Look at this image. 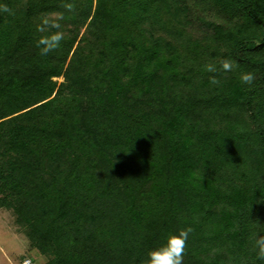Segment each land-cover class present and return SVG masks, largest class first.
Segmentation results:
<instances>
[{
    "label": "trees",
    "instance_id": "1",
    "mask_svg": "<svg viewBox=\"0 0 264 264\" xmlns=\"http://www.w3.org/2000/svg\"><path fill=\"white\" fill-rule=\"evenodd\" d=\"M0 207L40 264H264V0H0Z\"/></svg>",
    "mask_w": 264,
    "mask_h": 264
},
{
    "label": "rangeland",
    "instance_id": "2",
    "mask_svg": "<svg viewBox=\"0 0 264 264\" xmlns=\"http://www.w3.org/2000/svg\"><path fill=\"white\" fill-rule=\"evenodd\" d=\"M54 78L63 80L62 75ZM26 257L31 258V264L46 260L36 248L29 247L27 236L16 223L12 210L0 207V264H23Z\"/></svg>",
    "mask_w": 264,
    "mask_h": 264
},
{
    "label": "clouds",
    "instance_id": "3",
    "mask_svg": "<svg viewBox=\"0 0 264 264\" xmlns=\"http://www.w3.org/2000/svg\"><path fill=\"white\" fill-rule=\"evenodd\" d=\"M55 26V25H53ZM61 39L59 32L51 33L47 37H42L37 41L38 45L42 44L44 47L41 51L46 52L49 48L55 47L56 43ZM225 69L230 67L229 63L223 64ZM252 74L243 73L240 76L241 81L248 83L252 80ZM191 229L179 230L175 233H170L166 237V241L158 247L150 249L147 253V264H181L182 252L184 250L185 240L188 232ZM259 255L264 256V243L260 244Z\"/></svg>",
    "mask_w": 264,
    "mask_h": 264
},
{
    "label": "built area",
    "instance_id": "4",
    "mask_svg": "<svg viewBox=\"0 0 264 264\" xmlns=\"http://www.w3.org/2000/svg\"><path fill=\"white\" fill-rule=\"evenodd\" d=\"M22 262H23V264H31V258H27L26 257V258L23 259Z\"/></svg>",
    "mask_w": 264,
    "mask_h": 264
}]
</instances>
